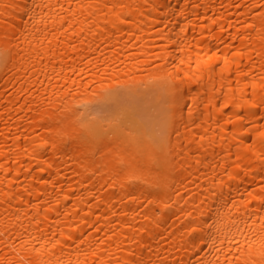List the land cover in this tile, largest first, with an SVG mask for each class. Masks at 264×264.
Wrapping results in <instances>:
<instances>
[{
    "label": "bare ground",
    "instance_id": "6f19581e",
    "mask_svg": "<svg viewBox=\"0 0 264 264\" xmlns=\"http://www.w3.org/2000/svg\"><path fill=\"white\" fill-rule=\"evenodd\" d=\"M0 264H264V0H0Z\"/></svg>",
    "mask_w": 264,
    "mask_h": 264
}]
</instances>
